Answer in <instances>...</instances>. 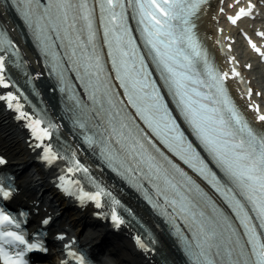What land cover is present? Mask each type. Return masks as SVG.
Here are the masks:
<instances>
[{
	"label": "snow or ice",
	"instance_id": "obj_1",
	"mask_svg": "<svg viewBox=\"0 0 264 264\" xmlns=\"http://www.w3.org/2000/svg\"><path fill=\"white\" fill-rule=\"evenodd\" d=\"M3 9L35 42L82 143L162 219L185 264H264V0H7ZM27 63L0 26V102L30 129L39 160L69 161L67 172H82L95 190L64 174L59 187L82 204L102 207L108 197L119 228L121 200L76 150L52 143L59 123L26 108L10 69L27 76ZM13 183L0 174V198L13 196ZM149 235L137 234V247L172 264ZM75 239L60 264H91ZM32 249L47 251L0 206V264H29Z\"/></svg>",
	"mask_w": 264,
	"mask_h": 264
},
{
	"label": "bare ground",
	"instance_id": "obj_2",
	"mask_svg": "<svg viewBox=\"0 0 264 264\" xmlns=\"http://www.w3.org/2000/svg\"><path fill=\"white\" fill-rule=\"evenodd\" d=\"M0 12H2V16H0L2 22L5 26L8 27L9 30L15 35L17 33V40L22 43V48L26 53L25 58L28 61L27 67L28 71L31 73L32 78L34 79L37 88L39 90V95L41 100L45 103L50 112L53 120L60 124V131L62 137L68 143H64L60 140H56V143L64 145L67 144L69 147H72L74 150L78 152V155L82 162L89 166L91 173L102 183L105 187H107L110 192L121 201H123L128 208H130L136 215L141 219V221L145 224L149 233L152 236H155L159 240L158 252L164 257L165 260L172 262V264H185V261L180 254L178 248L176 247L175 241L170 237L169 233L166 230L165 225L156 217H154L142 203V201L132 193L127 187H125L121 182H119L115 177L107 173L100 164L93 159V157L84 151L82 147L79 145L76 139L69 134L67 125L61 119L58 106L57 96L55 94L54 88L50 84L49 80L46 78L45 74L41 76H36L37 72L43 73L36 57L34 56L33 51L31 50L30 43L28 38L24 34H21V27L18 23L16 17L10 11H4L3 4L0 2ZM209 26V21L206 18L204 23L202 24V31ZM23 36V39H22ZM25 40V42H24ZM13 79L20 83L21 76L15 73L12 69ZM1 91V89H0ZM0 102V154H4L8 158L9 165L12 166H21L23 165L27 156L30 158L37 160V154L39 155L40 150H37L33 147H30V143L27 141V137L23 134L20 135L17 132L18 127L16 125H8V118L10 117L9 112H7L4 108L2 109ZM22 131V130H21ZM23 133V132H22ZM28 144V147L24 146V143ZM41 166L45 168V172L48 173L49 176L55 177L62 175L63 173L68 174L67 166L63 165L59 161L57 166L47 167L44 163H41ZM42 167V168H43ZM23 185V182H21ZM25 187V185H24ZM105 197V203H106ZM131 229L129 226L126 231L128 232ZM151 237H147V240ZM137 256L135 258L132 257V254H126V262L130 264H160L159 259L160 256L155 254L149 256L144 252H136ZM122 264V263H119Z\"/></svg>",
	"mask_w": 264,
	"mask_h": 264
}]
</instances>
